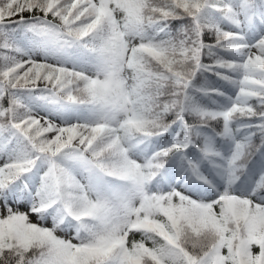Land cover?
Listing matches in <instances>:
<instances>
[{
  "label": "snow or ice",
  "instance_id": "snow-or-ice-1",
  "mask_svg": "<svg viewBox=\"0 0 264 264\" xmlns=\"http://www.w3.org/2000/svg\"><path fill=\"white\" fill-rule=\"evenodd\" d=\"M0 264H264V0H0Z\"/></svg>",
  "mask_w": 264,
  "mask_h": 264
}]
</instances>
